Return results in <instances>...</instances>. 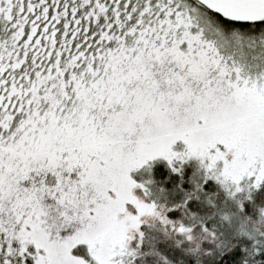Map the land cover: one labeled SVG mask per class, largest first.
I'll list each match as a JSON object with an SVG mask.
<instances>
[{
    "label": "snow or ice",
    "instance_id": "6c2138e0",
    "mask_svg": "<svg viewBox=\"0 0 264 264\" xmlns=\"http://www.w3.org/2000/svg\"><path fill=\"white\" fill-rule=\"evenodd\" d=\"M262 188L264 0H0V264H264Z\"/></svg>",
    "mask_w": 264,
    "mask_h": 264
},
{
    "label": "rangeland",
    "instance_id": "374dc122",
    "mask_svg": "<svg viewBox=\"0 0 264 264\" xmlns=\"http://www.w3.org/2000/svg\"><path fill=\"white\" fill-rule=\"evenodd\" d=\"M182 147H183V142L182 141H177L176 144L173 146L174 150H179ZM158 159L162 160L163 158H158ZM259 191L258 192L256 191L257 193L256 192L254 193V197L257 198V199H259L260 197H264V196H260L259 195Z\"/></svg>",
    "mask_w": 264,
    "mask_h": 264
},
{
    "label": "trees",
    "instance_id": "16d2710c",
    "mask_svg": "<svg viewBox=\"0 0 264 264\" xmlns=\"http://www.w3.org/2000/svg\"><path fill=\"white\" fill-rule=\"evenodd\" d=\"M191 167H192V165H189V170L191 169ZM163 171H164V169H163L162 167H157V168L155 169V174H156L157 176H159ZM259 190H260V191H259ZM259 190H257V192L259 191V195H260V196H264V188L259 189ZM257 192H256V193H257Z\"/></svg>",
    "mask_w": 264,
    "mask_h": 264
}]
</instances>
